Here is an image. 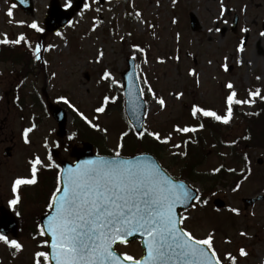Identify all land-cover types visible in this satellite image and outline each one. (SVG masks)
Masks as SVG:
<instances>
[{"label": "rangeland", "instance_id": "1", "mask_svg": "<svg viewBox=\"0 0 264 264\" xmlns=\"http://www.w3.org/2000/svg\"><path fill=\"white\" fill-rule=\"evenodd\" d=\"M58 2L65 8L73 6L72 2L71 6H66L68 0ZM50 3L51 0H34L33 16H28L16 6L13 20H38L40 26L44 27ZM10 4H13L10 0H0V39H3L5 33L12 39L24 32L29 36L33 48L36 43L44 45L40 53L41 60L33 67L34 73L24 79V94L31 97L22 101V106L27 110L8 106L6 100H2L8 90L7 86L14 84V75L11 73L17 69L12 63H0V73L3 74L0 77V201L5 200L15 215L16 212L24 215L28 209L26 204L31 203L39 191L40 182L36 186L23 188L21 197L23 201L25 199V204L19 203L15 207L9 204L14 197L12 182L15 177L27 174L28 161L33 154H40L42 157L46 155L43 147L45 139L52 149H59V157L54 158L57 163L62 160L73 162L70 149L63 146L56 136V122L42 108H32L35 102L41 106L47 105V97L49 102L66 109L69 114L66 140L75 133L73 141L71 139L67 142L70 147L81 146L86 140V136L81 134L82 129L78 128L82 118L74 116L71 112L74 109L60 99L67 97L93 123H99L100 128L107 129V133L104 132L105 139L101 141L103 148L96 152L104 153L102 150H109L112 155L113 149L120 142L121 133L129 129L126 115L124 113V120L122 107L118 102L108 107L109 113L108 110L102 114L94 111L103 95L118 96V93H123L119 84L103 81L101 76L105 70H109L122 84V74L128 67L127 61L135 55L138 77L144 92L147 84H150L156 95L163 96L166 101V107L161 108L147 90L145 127L148 131L160 132L162 137L168 134L172 137L167 149L158 152V158L154 156L163 168L168 167L170 174L177 176V166H180L183 158L178 153L186 152L185 141L193 133L178 134L172 129L177 124L198 126L190 117L192 105L223 110L224 96L228 92L225 85L229 81L234 84L241 99L249 98V89H260L261 95H264V36L261 35L264 32V0H224L228 11L222 17L220 0H99V3L87 0L85 4H90L91 7L84 6L69 27L61 32L62 35L47 34L42 39L43 33L21 27L14 22L9 23L10 18L6 12ZM97 8L100 9L99 12L96 11ZM136 13L140 15L137 16ZM190 13L195 14L200 22L201 29L198 32L191 30ZM235 16L238 18L236 34L231 31ZM225 19L228 24L223 23ZM217 27L220 28L219 32L215 31ZM244 28L249 31L244 32ZM129 33L132 35L129 36ZM241 43L244 45L243 52L238 51ZM49 44L54 45L51 50H47ZM133 45H140L145 53L135 51ZM101 50L104 55L97 62ZM177 56L179 60L176 59ZM225 57L229 69L232 68L231 72H225L221 67L225 63ZM161 59L163 63L160 62ZM191 69H195L196 75L189 74ZM86 74L90 76L89 81L85 78ZM145 77L147 84L144 83ZM257 77L260 79L257 80ZM15 78L22 80L18 76ZM181 92L182 96L174 98L175 93ZM8 96L11 97V94ZM255 104L236 108L239 112L250 113L255 111ZM34 117L41 118V124L29 134L31 143L25 144L22 133L25 128L31 127ZM244 134V123L238 114H234L232 125L216 131L219 143H211L207 131L199 133L208 153L204 167L199 170L201 174H214L213 169L221 165L227 169H241L242 166L234 164L229 148L223 143L233 142L235 137H242ZM5 137L12 140V144L8 142L4 145L2 141ZM56 143L61 147L56 148ZM13 145L12 158L5 160L2 156L4 150ZM248 154L251 175L242 187L233 192L226 181L222 182L223 185L217 188L218 193L212 195L211 204L202 207L195 203L194 208L182 212V217L188 218L183 227L197 237L214 231L215 247L219 252L231 251L236 254L240 247H244L248 256L238 258L239 264H264V201L247 209L242 201L264 197V152L256 150L248 151ZM193 186L200 191L202 189L198 182ZM216 198L225 203L223 209L214 207L213 201ZM45 205L43 208L40 206L37 212L44 210ZM232 208L238 209L239 214L232 216ZM241 232L247 235L241 236ZM34 237L36 235L28 237L24 232L19 233L17 238L9 236L10 239L22 242L24 249L13 256V250L2 244L0 264H32L34 252L45 251L44 247L38 248L43 238ZM226 240H231V243H225ZM117 251L137 257L143 254L138 242L118 246Z\"/></svg>", "mask_w": 264, "mask_h": 264}, {"label": "snow or ice", "instance_id": "2", "mask_svg": "<svg viewBox=\"0 0 264 264\" xmlns=\"http://www.w3.org/2000/svg\"><path fill=\"white\" fill-rule=\"evenodd\" d=\"M24 2L25 0H20V3ZM95 2L99 3V0H95ZM220 3L222 17L228 9L224 5V0H220ZM66 6H71V0H68ZM15 7L16 5L13 3L7 9L6 15L10 18L9 23L14 22L37 33L45 32V28L40 26L38 20L14 21L13 10ZM90 7V4H85V8ZM96 11L99 12L100 9L97 8ZM136 15L139 16L140 13H136ZM223 23L228 24V21L225 19ZM209 31L211 32L212 29ZM215 31L219 32L220 28L217 27ZM243 31L248 32L249 29L244 28ZM57 35L62 34L57 33ZM261 35L264 36V32ZM0 44L11 46L23 44L29 49H33L29 36L24 32L12 39H9L5 33L3 39H0ZM43 47L44 45L40 43L35 44L33 54L36 60H40ZM53 47L54 45L49 44L47 50H51ZM132 47L137 52L145 53V49L140 45ZM238 51H244L243 43L239 45ZM103 55L101 50L97 62ZM132 59H136L135 55L132 56ZM176 59L179 60V56ZM226 61L227 57L221 67L225 72H228L229 66ZM160 62L164 61L161 59ZM189 74L196 75L195 69H191ZM256 79L259 80L260 77ZM101 80L119 84L121 88L124 87L109 70L103 72ZM135 80L136 73L130 72L127 95L133 105L132 115L138 120V112L141 107L138 97L143 94L144 88L135 83ZM144 83L147 84L146 77ZM225 87L228 92L224 96L223 110L218 111L194 104L191 107L190 115L199 122L198 126L177 124L172 131L178 134L197 132L205 127L202 122L205 118L223 125H230L234 117L235 106L254 104L255 98L264 100L260 89H249V98L241 99L231 81L227 82ZM147 90L161 108L166 107L164 97H158L150 84H147ZM182 95V92L175 93L174 98H179ZM60 99L77 111L89 126L107 133L106 128L102 129L99 123H93L67 97H60ZM118 99V96L103 95L94 111L98 114L105 113L109 105L115 104ZM96 119L98 120V117ZM36 127L37 125L33 122L31 127L23 130L22 136L25 144L31 143L29 134ZM141 128L142 131L135 133L141 141L144 140L145 135L162 144H167L172 139L170 134L162 137L158 131H148L143 125ZM75 135L73 133L69 139H74ZM128 135V131L121 133V142L117 143L110 157L97 154L94 159L79 160L67 167L56 162L52 148L49 146L48 140L45 139L43 147L46 150V155L42 157L40 154H33L28 161L27 174L14 178L11 187L14 197L9 201L13 207L20 203L23 188L36 186L40 182V176L44 170H55L54 189L50 193L47 205L49 214L43 223L37 225V236L47 237L38 244V248L47 247L50 251H35L32 264H239L238 258L247 257L248 252L244 247H240L236 254L231 251L219 252L215 247L214 231L208 232L203 237H197L183 227L188 218L178 215L177 206H186L192 201L207 205L208 199H201L198 189H193L183 181H176L156 160L148 155L142 154L134 159L125 158L122 155L123 140ZM246 139H250V137H246ZM55 147L60 148L61 145L56 143ZM174 147H180V145H174ZM178 154L187 156V152ZM173 155H177V153H173ZM221 168L223 165L213 171L219 173ZM248 170L250 171V169ZM228 171H234V169H228ZM195 206L192 204L193 208ZM231 211L239 214V210L236 208H232ZM16 215L19 216L20 213L16 212ZM134 233H139L143 237V254L137 257L127 252H118L117 244H127L128 238ZM240 235L246 236L247 234L241 232ZM0 243L12 249L13 256L24 249L22 242L10 239L3 232H0ZM225 243L230 244L231 240H226Z\"/></svg>", "mask_w": 264, "mask_h": 264}, {"label": "trees", "instance_id": "3", "mask_svg": "<svg viewBox=\"0 0 264 264\" xmlns=\"http://www.w3.org/2000/svg\"><path fill=\"white\" fill-rule=\"evenodd\" d=\"M10 60L12 63L25 65V68L30 67L32 63L31 54L25 47H5V45L0 44V61L6 62ZM255 99L257 100V103L254 112H239L236 107L234 108V114H238L242 123H244L245 134L242 137H235V143L229 142L225 144L232 154L234 164L242 166V168L233 167L234 171H228L227 168H222L219 173H215L210 177L205 176L202 179L198 178L202 181L203 190L201 193V199L209 200V197L216 195L218 193L217 188L223 185L222 182L224 181L229 184L231 191L236 192L239 190L251 174V170H248L250 169L248 151L258 150L264 152V101L259 98ZM71 112L74 116H77L75 111L71 110ZM122 113L124 115L123 109ZM79 121L81 124L78 128L82 129L81 134L86 136V140H83L85 142L93 143L96 149H101V141L105 139V133L92 128L83 119H80ZM202 122L205 124L204 131H207V135L210 137V142L213 143L216 142V140H219L216 136V131L222 127L232 125L233 120L230 125L226 126L221 123L211 121L208 118H205ZM35 124H39V121L35 122ZM246 137H250V139H246ZM222 142H224V140ZM123 143L124 150L122 155L124 156H131L136 154V152L146 151L152 152L158 158V152H164V150L168 147V144H162L147 135H145L144 140L141 141L133 132L129 133V135L124 138ZM186 147L187 156H183L180 160L181 164L193 166L205 164L208 153H206L205 141L200 138V135L197 134L187 138ZM102 151L104 152L102 154L110 155L108 152L109 150ZM245 156H247V159H245ZM181 174L184 175V173ZM54 183L55 170H44L40 176V187L37 197L34 203H27L26 206L33 210L37 209V206L40 203L48 205V198L51 191L54 189ZM28 213L29 215L27 220L24 221L20 219L21 230L26 235L32 233L33 230L35 231L37 229V225L39 224L38 215L32 213V211H28ZM27 226L31 228L30 231H27Z\"/></svg>", "mask_w": 264, "mask_h": 264}, {"label": "water", "instance_id": "4", "mask_svg": "<svg viewBox=\"0 0 264 264\" xmlns=\"http://www.w3.org/2000/svg\"><path fill=\"white\" fill-rule=\"evenodd\" d=\"M11 1L16 3L27 14H29V15L34 14L33 0H25V2L23 4L20 3V0H11ZM71 1H73L75 3L74 7L71 9H64L59 4V2L57 0H52L50 7H49V10H48V13H47V16L45 18V28H46V31L48 33L57 34L62 29H65L70 24L71 20L75 16V14L83 8L86 0H71ZM190 19H191L192 30L194 32L200 30V24H199V20L197 19V17L194 14H191ZM237 23H238V19H237V17H235L234 22H233V28H232V32H234V33L237 30ZM230 71H232V69H230ZM130 72L136 73L135 83H138L140 85L138 78H137L135 61L133 59H130L128 61V70L123 74V81H124V91H125V98H126L125 108H126L127 121L132 127H134V129L137 133V132L143 130L141 128V125H143V127H144V123H145L144 117H145L147 105H146L145 100L142 98V95H139L138 98H139V103H140L141 107H140L139 112H138V120L133 117V115H132L133 105L131 103L130 97L127 95L128 74ZM86 79L87 80L90 79L88 75H86ZM140 87H141V85H140ZM49 109H50V113H51L52 117L55 119V121L58 124L57 135L60 139H64L67 135L68 114L64 109H62L61 107H59L57 105H50ZM52 153L55 157H58V155H59V152L56 150H53ZM3 155L5 158H10L12 155V149L7 148L4 151ZM71 156L76 159V162L79 160L94 159L96 157V155H94V153H93V146L91 144H85V145H83L82 148H73L71 150ZM148 156H150L153 160H155L153 156H151V155H148ZM105 157H107V156H105ZM134 158L135 157L128 158V159H134ZM61 165L63 167H67V166L72 165V164L69 162L63 161L61 163ZM260 200L261 199L244 200L243 202L245 204V209H247L249 206H253L256 202H258ZM193 202L194 201L189 202V204L186 206L185 205H178L177 206L178 215L181 216L180 211L188 210L191 207V205L193 204ZM214 205L219 209H223L225 207V203L219 199L215 200ZM47 215H45L41 218V223H43L46 220ZM17 231H18V224H17V220L15 219L13 214L4 208H1L0 209V232H3L7 235L12 233L14 236H17ZM137 240L140 242L141 247L144 250V248H143V237L139 233H134L132 236H130L128 238L127 244H130V243L137 241ZM117 245H120V244H117ZM49 251H50V249H49Z\"/></svg>", "mask_w": 264, "mask_h": 264}, {"label": "flooded vegetation", "instance_id": "5", "mask_svg": "<svg viewBox=\"0 0 264 264\" xmlns=\"http://www.w3.org/2000/svg\"><path fill=\"white\" fill-rule=\"evenodd\" d=\"M12 81H13V79H12ZM7 87H8V90L5 91V94L2 96V100L3 99L11 100V98H13V100H14V99L18 98L20 100L25 101L26 99H29V97H30V95H25L24 94V90H25L24 86L21 87V86H16V85H9ZM8 94H11V97H9ZM7 103H8V105H10L9 101ZM8 142L12 144V140H9L7 137L3 138L2 143L4 145L7 144ZM13 147H15V146L13 145ZM1 165H2V163H0V168H1ZM177 168H178V170H181V169L185 170V172L189 176V178L187 177L188 179L186 178V180H188L189 182H190V180L192 178H196V169H197L196 166L195 167H187V166H179L178 167L177 166ZM3 206L8 208V203L5 200H1L0 201V208L3 207ZM1 245H2V243H0V246Z\"/></svg>", "mask_w": 264, "mask_h": 264}]
</instances>
